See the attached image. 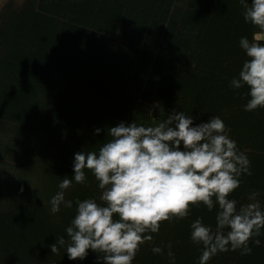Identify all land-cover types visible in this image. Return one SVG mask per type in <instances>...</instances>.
Instances as JSON below:
<instances>
[{
	"label": "trees",
	"instance_id": "16d2710c",
	"mask_svg": "<svg viewBox=\"0 0 264 264\" xmlns=\"http://www.w3.org/2000/svg\"><path fill=\"white\" fill-rule=\"evenodd\" d=\"M53 1L54 7L46 4V0H40L41 6L52 16V19L43 23L42 34H35L34 46L28 50L30 56L34 55V58L41 63L53 60L54 55L65 47L68 37L74 41L69 30L71 27H76L74 36L79 45L78 53L81 55V61L82 57H85L86 60L83 64L80 62L83 68L76 75L64 77L63 74H56L47 82H44L43 76L39 80L40 88L31 85L36 88V92L41 93L47 86L57 85L59 96L62 95L59 101L56 96L52 98V106L57 114L56 120L51 123L47 119H41L40 113L35 117L38 124L34 125L37 129L54 128V133L62 130L67 140L64 144H60L61 147L66 148L69 154L64 160L58 158V151L55 154L56 160L53 161V166L46 172L43 179L45 190L42 195L45 199L39 197L40 193L36 192L32 200L18 202L16 197L7 190L12 183L9 186L6 185L4 189H1L0 186V264H102L95 260L98 254L91 250H89L86 259L73 261L68 259L66 248H61L59 255L52 254L50 248L57 238L64 236L67 239L66 228L70 226L76 215L75 201L77 199L83 201L94 198L97 203H100L101 190L96 187L98 181L92 175L84 185L77 184L73 180L72 187L66 190L65 198L73 201L71 209L63 206L64 212L50 213V219L47 217L41 219L40 215L51 208L49 201L60 190L59 183L64 178L72 179L74 176L75 154L83 151H98L106 139H110L107 137L110 127H114L120 122L130 124V122L136 121L138 124H142L143 118L139 117L141 115L148 118L147 126L163 122L173 110L184 111L189 116H197V121H200L199 118L204 112L207 100L214 101L217 98V88L211 83L223 81L230 86L231 80L233 77H238L242 64L247 59L246 53L239 46L240 38L247 36L252 40L255 34L258 37V42L264 43V39H260L261 33L251 24L245 22L239 0H190L192 3L188 4L198 8L197 11L190 14L193 23L184 22L183 19H178V16L169 17L166 23L167 29L159 35L156 17L161 11L150 6L152 5L151 0H145V3L143 0H78L77 4H80L78 10H83V12L77 14L75 17L77 20L74 18L72 8L64 9L61 3L58 5L61 0ZM174 1L185 4L189 0H168L167 2ZM154 3L157 1L154 0ZM53 8L54 14H52ZM139 9L146 10L143 16L149 25V31L144 37L161 55L159 61L166 59L164 65L159 69L162 78L153 80L144 89L143 96H147V98H144L143 101L131 99L129 90L132 80L129 78L130 82L127 84L126 79L129 77V71L125 66L127 61L130 64L133 62L132 58L136 57L135 47L126 42H136L143 35L138 34L135 39L129 40L126 34L117 30V21L121 20L125 13L134 12L137 14ZM148 11L153 14L156 12V16H151ZM53 15L60 19V24L55 27L57 22L53 20L55 19ZM71 19L73 25L68 26ZM66 26H68V31L65 35L63 33ZM140 31L141 28H137V32ZM28 34L31 35L34 32L28 31ZM103 35L110 37L107 42L103 40ZM40 36L43 37L40 38V42H37V37ZM159 40H161V47H159ZM108 41L111 43L110 52L105 51ZM106 57L112 59L106 60ZM201 75L204 76L203 80H201ZM73 81L86 91L80 92L76 87L67 90L65 85ZM50 87L52 94L55 87ZM231 90L234 89L231 87ZM231 90L229 89V92L232 94ZM247 91L248 89L244 93ZM81 96L89 99L88 106L85 105L86 101ZM42 98H44V93ZM35 99L36 97H34ZM229 99L230 95L228 94L225 100H217L218 109L223 115L220 118L230 129V137H237L238 140L239 136L244 137L246 134L257 140L258 147L251 143L248 144L250 149L256 152L253 156L261 165L262 170L264 167V109L255 111L260 113V118L251 117L250 112L245 110L242 114L226 118L225 116L231 113L227 111L229 110L227 107ZM151 101L156 103V109L150 116L149 113L147 116L142 112V106ZM90 108H93V111L97 110V113L95 115L87 113ZM146 109L147 112L150 110ZM6 111L9 116L8 119L5 118L7 123L16 120L23 122L24 125L31 124L29 123L31 121L18 115L19 112L14 105L6 108ZM59 116L60 119H57ZM125 117L127 120H124ZM89 118L91 119L87 122ZM0 120H3L1 115ZM57 121L63 127L60 130L56 129ZM87 123L88 126L85 127ZM57 127L59 128V126ZM96 129H101L98 135L95 133ZM20 134L23 135L24 132L20 130ZM35 162L32 160L24 163V166L38 169ZM86 171L90 170L85 169ZM0 173V181H3L5 177L12 176L11 169L8 168L0 170ZM54 173L58 175L57 179L50 175ZM260 173L262 174V171ZM261 176L257 173L242 175L240 186L231 193L229 198L238 202V199L248 195L249 191L259 189L255 200L249 201V203L259 202L263 206L264 183L261 180L258 186L256 183ZM38 198L41 199L38 200ZM200 217L203 218L206 225L215 228V209L209 212L203 204L192 206L190 215L186 219L172 223L163 222L159 233L151 234L153 239L141 245V249L147 254L155 256L159 264H171L166 247L171 242L172 251L175 254V264H198L201 251L190 239V225ZM67 219L68 222H66ZM254 239H259L261 243L256 246L252 241H249V246L252 247L251 255L242 256L239 250H230L216 255L209 261V264H264V235L254 237ZM156 246L164 248V255L153 254L152 248ZM139 256L140 254L136 255V257ZM137 264L140 263L137 262Z\"/></svg>",
	"mask_w": 264,
	"mask_h": 264
},
{
	"label": "clouds",
	"instance_id": "9594fccd",
	"mask_svg": "<svg viewBox=\"0 0 264 264\" xmlns=\"http://www.w3.org/2000/svg\"><path fill=\"white\" fill-rule=\"evenodd\" d=\"M239 3L245 22L264 34V0ZM239 46L247 59L230 86L248 89L246 112L264 109V43L254 34L252 40L241 37ZM229 133L217 115L194 124L191 116L176 110L157 125L134 121L110 127V139L98 151L75 154L74 176L64 178L49 201L52 214L60 212L61 205L71 209L73 201L65 198V192L73 180L86 183L85 169L101 190L100 203L94 198L75 201L76 215L66 228L67 239L57 238L50 245L51 253L59 255L66 248L68 259L75 261L86 259L91 250L102 264H132L141 245L159 233L163 222L186 219L192 206L203 204L209 212L216 210V223L213 229L200 217L190 225V239L201 251L198 264H209L230 250L251 255L249 241L259 246L261 241L254 237L264 235V208L259 202L238 207L229 198L240 186V177L252 175L248 156ZM166 247L175 264L171 242ZM152 252L164 255V248L156 246Z\"/></svg>",
	"mask_w": 264,
	"mask_h": 264
},
{
	"label": "rangeland",
	"instance_id": "374dc122",
	"mask_svg": "<svg viewBox=\"0 0 264 264\" xmlns=\"http://www.w3.org/2000/svg\"><path fill=\"white\" fill-rule=\"evenodd\" d=\"M155 1H157V3H154V0H151L152 5L150 6L161 11L156 17L158 19V35L167 29L166 23L169 17L174 16L173 18H175L177 15L178 19H183L184 22L188 21L192 24L193 22L190 14L198 10L197 7L188 4L190 0L185 4L178 1ZM77 2L78 0H61L58 5L61 3L64 9L72 8L75 18L77 14L83 12V10H78L80 4H77ZM143 2L145 3V0H143ZM47 3L53 7L55 6L53 0H46V4ZM191 3L192 2H190V4ZM156 6H158V8H156ZM175 8H177L178 14H175ZM139 10L140 11L137 12V14L134 12L125 13L121 20L117 21V30L126 34L129 37V40L135 39V36L138 34L143 35V37L136 42L129 43L122 33L125 41H127L126 43L133 45V47H135L134 51L136 52V57L134 59L132 58L133 62L129 64V61H127L125 64L129 71V77L126 79L127 84L130 82L129 78L132 80L129 95L131 99H135V101H143L144 98H147V96H143V91L153 82V80H160V78H162L159 69H161V66L164 65L166 60L161 59L159 61L161 55L158 54L157 49L153 48L151 43L144 37L149 31V25L143 16L146 13V10ZM149 13L153 17L156 16V12H154V14L152 12ZM52 14H54V8L52 9ZM54 18L55 19L53 20L57 22L54 25L55 27L57 24H60V19H57L56 15ZM51 19L52 16L46 12V9H43L40 0H0V115L3 117V120H0V170L8 168L11 169L12 173L11 177H5L3 181H0V186L1 189H4L6 185L9 186L10 183H12L7 190L12 196L16 197L18 202L32 200L36 192L40 193L39 197L45 199L42 195V192L45 190L43 187V179L46 172L53 166V161L56 160L55 154L58 151V158L60 160H64L69 154L66 148L61 147L60 143L64 144L67 138L62 130H60L63 127L58 124V121L56 123V129L60 131L55 133L53 132L54 128L42 127L41 129H37L34 125L38 124V120H36L35 117L39 116L40 113L41 119H47L51 123L56 120L57 114L52 106V98L56 96L58 101L62 98L60 97L62 95L59 96V90L56 88L57 85L53 84L47 86L45 90L43 89L42 93L36 92L35 89L37 87L40 88L39 80L44 76V82L50 81L49 79L56 74H63L64 77L76 75L78 72L80 73V70L83 68L82 64L86 60L85 57H82L81 61V55L78 53L79 45L74 36V30L76 27H71V30H69L74 37V41L68 37L67 40L69 42L66 40V45L62 49L63 51L61 50L59 53H56L53 60H47L41 63V61L34 58V55L30 56L28 50L34 46L36 41L35 34H42L43 23L49 22ZM72 25L73 20L71 19L69 20L68 26ZM68 26L64 27L63 34L65 35L66 31H68ZM137 28H141V31L137 32ZM28 31H33L34 34L29 35ZM42 37L43 36L37 37V42H40V38ZM108 38H110L108 35H103L104 41L107 42ZM260 39H264V34L261 33ZM110 44V41H108L105 50L106 52H110ZM161 46V40H159V47ZM111 59L112 58L106 57V60ZM203 79L204 76L201 75V80ZM31 85H35L36 88ZM211 85L217 88V98L214 101L207 100L204 106V112L199 118L200 121H197V116H191L194 120V124L207 122L214 115L219 117L223 116L218 109L217 100H225L228 97V94L230 95L231 100L229 99L228 101L227 107L229 110L227 111L231 113L225 116L226 118L235 114H242L244 105H246L250 98L244 95V92L247 89L246 87L235 92V89L232 91L231 87L226 85L223 81H216L211 83ZM50 86L55 87L52 94V88ZM73 87H76L80 92L86 91L76 85L74 81L65 85L67 90H70ZM229 89L232 94L229 92ZM43 93L44 98H42ZM34 97H36L35 100ZM81 97L85 99V105L88 106L89 99L85 96ZM75 101L77 102L78 100ZM189 101L192 100L189 99ZM13 105L17 108L20 117H24L25 120L31 121L29 122L31 123L29 124L31 126L24 125L23 122L16 120L7 123L5 118L7 117L8 119L9 116H7L6 108H10ZM155 107L156 103L151 101L149 104H144L142 106V112L145 115L147 114V116L149 113L150 116L152 111L156 109ZM146 108H149L150 110L147 112ZM96 111L97 110L93 111V108H90L87 110V113L95 115L97 113ZM259 114L258 111L250 112V115L253 118H260ZM139 117L143 118L142 125L147 126L148 118H144V115ZM57 119H60V116L57 117ZM90 119L91 118H89L87 122H89ZM124 120H127V118L125 117ZM57 126H59V128ZM87 126L88 123L85 127ZM20 130L21 132H24L23 135L20 134ZM231 138L235 141L237 140V137L232 136ZM236 142L239 151L244 152L248 156L251 162L252 174L257 173L262 175L260 179L256 181L257 186L260 180L264 183V167L261 170V165L253 156L256 152L250 149V145L248 144L251 143L258 147L259 144L257 143V140L255 138H250L245 134L244 137L239 136ZM32 160L36 161L35 163L38 165V169H31L24 166V163H28ZM260 171H262V174ZM85 174L86 180H88L91 175L94 177L91 171H86ZM50 175H53L56 179L58 177L56 173ZM49 178L51 179V177ZM96 187L98 186L96 185ZM21 188H23V192H21ZM248 193V195L238 199V207L252 201L250 200V197L253 194H259V189L256 191H249ZM41 198H38V200ZM262 208H264V204ZM60 211L61 213L64 212L63 205H61ZM50 213L51 210L49 209L44 214H40L41 219H45L46 217L50 219ZM66 222H68V219ZM139 254L140 256L135 257L132 264H137V262L140 264H159L155 256L147 254L141 249V247L137 256ZM95 260H98V258H95Z\"/></svg>",
	"mask_w": 264,
	"mask_h": 264
},
{
	"label": "bare ground",
	"instance_id": "6f19581e",
	"mask_svg": "<svg viewBox=\"0 0 264 264\" xmlns=\"http://www.w3.org/2000/svg\"><path fill=\"white\" fill-rule=\"evenodd\" d=\"M177 6H178V5H177ZM175 10H176V11H175V14H178L177 8H175ZM176 16H177V15H176Z\"/></svg>",
	"mask_w": 264,
	"mask_h": 264
}]
</instances>
